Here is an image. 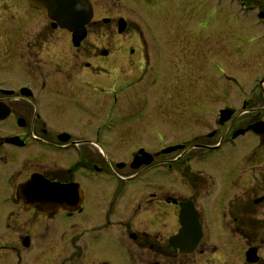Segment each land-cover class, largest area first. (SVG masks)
Returning a JSON list of instances; mask_svg holds the SVG:
<instances>
[{"label": "flooded vegetation", "instance_id": "af4514ba", "mask_svg": "<svg viewBox=\"0 0 264 264\" xmlns=\"http://www.w3.org/2000/svg\"><path fill=\"white\" fill-rule=\"evenodd\" d=\"M193 6V15L197 9L203 17L199 16L197 22L189 20L186 27H176V21L168 24L173 35L167 28L161 49H148L145 36L142 39L138 31L129 29L128 21L119 19L117 33L110 35L114 48L105 44L101 45L103 50L91 51L87 49L92 44L86 41L88 34L74 37L49 19L41 28L35 15L43 10L34 8L27 0H0V264H122V250L129 254L131 264H184L189 254H181L170 245L169 239L180 229V209L174 201L188 199L199 213L203 231L197 249L200 245L201 248L193 264H264V162H260L259 175L255 178L244 170V165L229 169L227 182L218 193L225 199L220 210L224 230L232 239L244 241L239 263L205 257L217 254L219 248L212 241L204 207L213 195V175L202 167L186 168L181 174V180L191 188L189 193L199 191L195 198H189L191 194L180 200L168 191L163 196L152 193L146 198L147 203L156 199L177 207L176 225L170 228V235L136 228L130 231L132 225L122 220L109 219L101 226L81 225L80 217L87 213V198L95 196L91 200L96 201L101 196L88 192L103 186L109 168L123 183L132 184L154 175L160 183L157 185L164 190L168 168L183 159L203 158L205 153L220 152L245 139H255L252 143L255 148L264 147V0H217L212 5ZM225 10L231 12L226 16L228 25L222 14ZM95 15L94 9L91 22L96 21ZM237 17H241L238 23ZM211 19L228 27L226 33L231 32L225 35V43L240 47L238 51L247 58L260 59L262 70L257 84L260 88L251 89L249 94L241 93L245 91L241 87L229 88L237 96L235 102L224 100L228 90L216 99L215 93L221 90L201 89L207 82L199 89H189L194 86L193 83L190 86L193 77L197 84L205 73L209 79L212 77L210 70L205 72L203 67H196L203 63L207 69L206 65H211L214 59L207 58L205 63L197 60L195 43L194 47L190 43L184 45L181 37H187L186 43L190 39L195 42L196 25L202 22L205 25ZM28 22L37 27L32 34L25 33ZM120 22H123L121 28ZM57 31L69 34L70 41L65 39V42L72 49L55 50L61 42L55 34ZM211 37L215 40L217 35L213 33ZM177 45L181 46L183 55L174 49ZM224 49L226 57L236 56L232 55L236 51ZM137 69L141 72H136ZM19 73H26L25 81L14 82L12 75ZM106 80H112L114 85H107ZM147 89H152L158 97L148 94ZM203 96L209 97L210 110L206 109ZM59 98L73 112V119L68 121L74 129L56 131L48 117L50 103ZM164 98L169 99L168 103ZM88 113L92 116H86ZM155 114H162L167 123L178 120L174 132L169 133H175L174 138L169 140V134L162 132L155 133L151 142L134 139L146 135ZM201 121L203 128L199 129ZM258 122L260 132L249 130ZM186 124L196 125L199 131L189 132L186 138L181 134ZM122 139L132 144L122 148L124 156L111 158L107 147H118ZM191 150L196 151L186 156ZM33 175L60 184L78 185L83 193L71 194L66 208L51 207L43 213L25 205L24 201L35 198L19 190ZM239 182L244 190L232 191L231 187ZM246 182L257 185L255 193L249 192ZM112 200L118 201L116 197ZM255 207H260L256 216ZM109 234L111 240L105 241ZM132 243L149 253L141 252L139 256ZM207 245L213 247L211 251L204 248ZM252 249L256 254L253 259L248 257Z\"/></svg>", "mask_w": 264, "mask_h": 264}, {"label": "rangeland", "instance_id": "374dc122", "mask_svg": "<svg viewBox=\"0 0 264 264\" xmlns=\"http://www.w3.org/2000/svg\"><path fill=\"white\" fill-rule=\"evenodd\" d=\"M91 1L96 12V21H93L88 25L85 34H88L86 37V41L92 42V44H88V50H103L104 48H102L101 45L105 44H109L110 47L113 49L114 42L112 40V36L110 35H112L114 32L117 33V20H119L120 18H124L125 21H128L129 29L134 32L138 31L137 33L142 35V39H144L145 36V39L147 40L146 42H144L145 45L148 49L155 51L157 49H161V40L163 34L167 35L168 33H172L173 35L171 27L168 24L176 21V27H179L180 25L182 27H186L189 24V20L190 22H197L199 16L203 17V13L198 12L196 9L195 15H193V5H212L217 0ZM251 1L252 0H250V2ZM23 3L27 5L25 1ZM230 13V11L225 10L222 14L226 18V16L230 15ZM231 16L233 17V15ZM35 17L40 20L41 28L46 22H48L49 19L46 10L40 12L38 16L35 15ZM178 18L182 19L183 22L181 23ZM240 19L241 17L236 18L237 23L240 21ZM226 20L228 25L229 20L227 18ZM166 25H168V27ZM25 27V33L29 34H32L37 28L35 25L29 22L26 23ZM196 27L198 28V32L196 34L197 36L195 42L190 39L186 43L187 37H181V39H184V45L187 44L189 46L190 43V45L194 47L195 43L194 49L197 60H204L205 63L207 58L208 60L214 59L211 62V65L209 63L208 65H206L207 69L205 68V65H203V63L197 65L196 67H200L201 69L203 67V71L208 72V70H210L211 72H213V74L212 77L209 79L208 75L206 76L205 73L202 78V81L198 84L197 82H194L193 77L191 79L190 86H192V83L194 84V86L190 87L189 89H199L203 83L207 82V84L201 89H206L209 91H211V89H216V91L221 90L218 93H215L217 95V97H215L216 99H218L219 96H223L224 91L228 90L226 94L227 96L224 97V100H228L226 102L229 103L235 102L237 100V96L231 93L229 91V88L241 87L245 90H242L241 93L249 94L251 89L259 87L257 84L259 83L258 80L260 78V71L262 70V67L260 65V59H253L251 57L247 58L245 57L244 53H240L238 51L240 47H238L237 45L232 46V43L229 42L225 43V35L231 33H226L228 27L225 28L223 23H220V21L217 23L214 19L209 20L208 23H206L205 25L203 22L198 23ZM167 28L170 29L168 33ZM91 33H98L100 35L103 34V36L102 38H100V35L97 37L93 36V34ZM213 33L217 35L215 40H213V38L211 37ZM55 34L57 35V39H61V42L56 45L55 50L63 51L65 49H72V47H70L71 44L69 46L68 43L65 42V39H69L70 41L69 34L67 32L57 31V33ZM201 38L203 39L202 42ZM258 38L259 35H257L256 40ZM255 44H257V42ZM165 45L166 44H164V46ZM180 47L177 45L174 49H179L176 51L179 54L183 55L180 51ZM206 48L207 52L205 51ZM224 48L236 51L237 53H232V55L236 56L226 57L224 54V50L226 49ZM136 72L140 73L141 69H137ZM26 77V73L13 74L12 80L14 82L25 81L23 79H25ZM105 82L109 86L114 85L112 80H106ZM147 92L155 98L158 97L152 89H147ZM203 98L206 109L210 110L212 105L209 97L203 96ZM167 100L169 101L168 98H164V101L166 103H168ZM50 105L51 110H49L48 112V117L57 127V129L55 130L63 131L66 128L74 129L72 123L68 121V119H73V112L67 108L65 100L59 98L55 100V103L51 102ZM60 110L63 111V115H61V113L59 112ZM203 114L204 110H202V115ZM86 116L90 117L92 115L88 113L86 114ZM171 120V122L167 123L162 114H155V116H153L151 119V124L145 130L146 135L138 136L134 139L141 141L142 143H147L155 135V133L164 132V134H166L167 136L170 132H174L173 126H178V120ZM202 123L203 122L201 121L199 129L203 128ZM199 129L194 124H186L181 134L185 137H188L189 132H198ZM174 136L175 133L169 134V140L173 139ZM254 140L248 141L247 139H245L237 141L233 145L227 146L224 150L220 152L215 151L211 153H205L203 155V158L191 157L183 159V161L177 163L171 168H168L166 175L164 176L165 178L163 180L165 186L164 190H162L157 185L159 181L154 178V175H148L147 178L136 181L132 184H130L129 182L123 183L120 182L115 175H113L114 173L109 168L108 174L104 177V181L102 183L103 186L95 187L92 191L88 192L89 194L101 196H99L100 199H96V201L91 200L95 196L92 198H87L85 202L87 207V213L80 217L82 218L81 220L83 222L81 223V225L88 224L94 226H101L102 224H107L109 219L112 222L122 220L124 222H129L132 225V227L130 226V231H136L137 229L141 231L158 232L160 234L165 233L166 235H170L172 233L169 231L170 228L173 224L176 225L175 219L177 207L171 206L168 203L156 199L151 200L150 203H147L146 198H150V194L152 193L156 194V196H163V194H165L164 192L167 191L170 194L176 195L175 197H180V200L185 197L184 195L190 196L191 194L192 196H190L189 198H195L198 195L199 191H192L189 193V191H191V188L188 187L184 180H181V174L186 168L196 170L198 167H202L205 172L211 173L213 175V195L211 196L210 200L206 201L204 207L208 220V227L210 228L212 235V241L219 248V252L217 254L205 255V257L212 258L214 260L227 259L228 262L239 263V257L243 255L244 251L242 245L244 241L241 240V243L235 239H232L224 230L225 228L222 220L223 216L222 213H220V210L222 209V207L225 206V199L223 196H221V194L218 195V193L220 192V189L223 187V185L227 182L226 179L229 177L227 172L229 169H235L241 165H244V170L249 172L253 178L259 175L258 169H260V162H264V147L255 148L253 146V144L255 143ZM130 144H132V142L128 139H122V141H120L119 143L120 147H113L112 145H109L107 147V150L110 157L116 159L119 155L124 156L122 148ZM195 151L196 150H191L190 152L186 153V156L189 157L190 155L195 153ZM261 166H263L262 163ZM240 176L242 175H236V177ZM192 181L193 179L190 180L191 183H193ZM246 184H248L249 186H245L247 187V189H249V192H256L257 185L252 184V182H246ZM243 188L244 186L242 185V183L239 182L235 187L232 186L231 190L241 191ZM79 190L83 193V189L79 187ZM101 197L103 198V200ZM115 197L118 201L112 200ZM259 210L260 207H255V216L256 212ZM258 215L260 217V214ZM124 230L127 229L124 228ZM110 240V234L108 236H105V241ZM98 241L102 242L101 240ZM127 241L133 242L132 239H127ZM115 246L117 248L118 244ZM131 246L135 249L139 256L141 255V252L145 255L149 253V251L146 249L141 250L139 249V247L133 246V243ZM200 248L201 245L195 252L188 255L186 259H184V264H193V261L197 257ZM204 248L208 251H211L213 247L211 245H207ZM120 260L122 264H131L129 254L126 253L124 250H122L120 253ZM157 260L160 261V257H158Z\"/></svg>", "mask_w": 264, "mask_h": 264}, {"label": "water", "instance_id": "95a60500", "mask_svg": "<svg viewBox=\"0 0 264 264\" xmlns=\"http://www.w3.org/2000/svg\"><path fill=\"white\" fill-rule=\"evenodd\" d=\"M34 6L39 8L46 7L49 16L54 19L61 27L67 28L74 33V36L86 34V24L93 15L90 0H29ZM257 125L258 129L260 128ZM24 187V186H23ZM72 187V188H71ZM34 200L29 201L33 206L60 204L64 202V195L69 192L78 193L77 186H64L51 184L45 180L34 178L23 188ZM64 194V195H63ZM180 220L182 228L179 233L171 237L170 241L180 248L182 253L192 251L201 238V225L199 215L191 201L180 203Z\"/></svg>", "mask_w": 264, "mask_h": 264}]
</instances>
